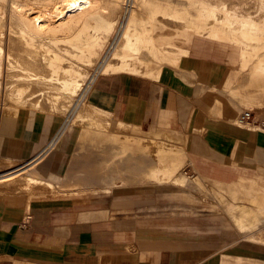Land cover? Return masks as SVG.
<instances>
[{"label":"bare ground","instance_id":"6f19581e","mask_svg":"<svg viewBox=\"0 0 264 264\" xmlns=\"http://www.w3.org/2000/svg\"><path fill=\"white\" fill-rule=\"evenodd\" d=\"M125 2L0 0V115H54L64 123L66 136L70 126L76 127L78 152L73 162L75 171L58 177L56 182L44 178L31 165L22 173L0 176V193L19 195L29 206L49 194L72 197L86 195L88 190L98 192L95 194L133 193L138 187L180 200L182 189L187 188L192 193L181 200L188 204H179L187 212L194 210V191L216 194L224 206L230 207L229 216L240 230L252 229L255 225H244L248 223L250 207L238 194H263V182L239 177L232 187L200 173L189 176L184 166L193 162L190 151L178 145L180 140L178 147L172 144L176 136L142 134L136 127L123 133L124 126H132L116 124L108 112L83 101L87 91L83 92L84 78L95 63V75L128 73L159 78L166 64L178 68L189 56V46L196 35L237 46L262 43L264 0H133L127 7ZM144 6L152 8L151 15L143 16ZM115 29L120 35L115 37V44L114 40L110 44L114 45L112 52L103 59L101 51ZM74 30L79 31L74 34ZM174 35L180 36L186 47L165 40ZM250 58L256 61L260 55ZM258 73L264 75L263 70ZM90 82L94 83L95 78ZM237 123L243 127L238 119ZM2 160L4 164L13 162L11 167L17 164L3 157L0 164ZM225 194L238 195L235 207ZM254 239L264 237L257 235Z\"/></svg>","mask_w":264,"mask_h":264},{"label":"crops","instance_id":"0c3cea01","mask_svg":"<svg viewBox=\"0 0 264 264\" xmlns=\"http://www.w3.org/2000/svg\"><path fill=\"white\" fill-rule=\"evenodd\" d=\"M176 37L165 40L182 45ZM262 40L237 46L196 35L178 68L164 66L157 80L128 73L102 75L94 82L88 103L120 119L116 124L134 122L146 131L160 128L189 135V144L183 147L203 176L228 183L239 177L264 183V132L237 123L242 105L264 104V75L258 73L264 71ZM255 54L260 58L252 61ZM238 80H248L246 88H232ZM34 116L45 118L33 114L21 122L19 117L0 115V157L32 163L44 178L56 182L60 175L46 173L47 165L39 164L49 155V169L56 168L62 154L58 146L65 136L63 122L33 156L34 139L32 143L25 139L21 148L15 143L31 124L25 119ZM69 129L68 136L75 132ZM235 195L225 194L233 206L241 195L250 207L248 223L243 224L255 225L252 229L240 230L227 212H211L205 227L200 222L141 218L134 206L126 208L135 210L130 213L48 201L27 206L19 195L0 193V264H264V256L251 247L264 249V239H254L264 237V194ZM217 218L227 219L238 239L218 244Z\"/></svg>","mask_w":264,"mask_h":264},{"label":"rangeland","instance_id":"374dc122","mask_svg":"<svg viewBox=\"0 0 264 264\" xmlns=\"http://www.w3.org/2000/svg\"><path fill=\"white\" fill-rule=\"evenodd\" d=\"M136 1L140 2L141 0H136ZM104 3L105 2H103V4ZM180 6H181V8H184L183 5H180ZM186 8L194 10V8H192V7H186ZM149 9H152V8L149 6H144V8H143L144 15L143 16H146L148 14L151 15ZM102 10H103V8H102ZM79 30H74L75 33L74 32L73 33L77 34ZM116 32L117 31L115 29V31L111 34L110 40L106 44H104L103 50L101 51V55H100V57H103V59H105L112 52V50H113L112 48H114V45H110V44H113L112 43L113 40H114V44H115L117 36L120 35V33L116 34ZM96 64L97 63H95V65ZM95 65L93 68L88 70V72L84 78L85 89H84L83 94L84 93L86 94L85 91H87V94H86L85 99L83 101L88 102V94H89V92H90V90L94 84L90 81L94 78L96 81L97 78L102 76L101 74L95 75V73H94ZM166 65L167 66H173L171 64H169V65L166 64ZM3 72H5V71H3ZM3 75H4V73H3ZM153 79H157V78H153ZM247 83H248V80H246V81L245 80L234 81L232 88L233 87L234 88L239 87L240 89L246 88ZM87 87H89V88H87ZM245 110H254L258 114V116H263L264 115V104L261 107L254 106L252 108L245 106V105H242L240 108L237 109L238 116ZM40 116H44L45 118H39V117L34 116L32 119H25L26 121L31 122L28 129L26 130V135L25 136H18L15 138V141H16L15 143L18 144V146L20 148L23 147V145L25 144V139L29 140V142L32 141L31 139H34L32 156L35 155L36 153H39L42 150L41 147L44 144H47V142L50 139H52L55 136V134H57V132L59 131V129L62 125V122L59 121L54 115L40 114ZM110 116L113 119V121H119L120 120V119L116 118L113 114ZM5 117H11L12 118L15 116H13V115L6 116L5 115ZM24 117L25 116L22 115V116H19L20 119L19 118L18 119L22 122L24 120ZM126 122H128V121H126ZM128 123H129L128 125H130L132 127L129 128L127 126H124V128H122L123 133H126V132L130 133L132 130L131 128L135 129V127H136V128H138L137 130H139V129L141 130L142 134H149L150 132H158V133H160V135L161 134L163 136L166 135V137L169 134L171 136L174 135L178 139L175 140L176 142L172 140L173 142H175L172 144H175V146H177V147H178V145H180V146L184 145L187 147L189 144V137L190 136L187 134H183V133L179 134V133L171 132L169 130L166 131L165 129H160V128L157 130L146 131L141 126H134V124H136L134 122H128ZM71 127H73V126H70V128ZM73 128L75 129V132H73L69 136L65 135L60 142V146H58L59 149H61L62 154H61L60 160L57 162L56 168L49 169V165H50V156L49 155L44 159V161L41 164H39L41 166L47 165L46 170H44L46 173H49V170L50 171L52 170L56 174L63 176L68 172L72 173L75 171L73 162H74V156L76 154L75 152H77V150H76L77 149V142H76L77 131H76V127H73ZM260 131H262V130H260ZM38 136H40V137L38 138ZM147 136H149V135H147ZM154 137L157 138V135ZM178 140H180V141L178 142ZM153 141H154V139H153ZM176 144H178V145H176ZM187 151H189V150H187ZM2 162L3 163L0 164V171H1L0 176L13 175L15 173H20L24 169H26L32 165V163H26V162L18 163V161H17V164H19V165L11 167L10 163H13V162L6 163L7 165L4 164L6 161L2 160ZM190 162H187L185 164L184 171L189 176L196 177L197 175H199V172H197L194 169L193 162L192 163H190ZM70 164L72 167L70 166ZM2 165H3V168H2ZM77 167L78 166H76V168ZM1 168H2V170H1ZM218 182H222V181H218ZM226 183L229 186L233 187V184H234L233 182H229V183L226 182ZM14 193L20 194L19 192L18 193L14 192ZM95 193H98V192H90L88 190L84 193L86 195L72 196V197H67V196L63 195L62 193H60V195H58V196L49 194V195H46L44 197L40 196V198H37V199L33 200L32 202L48 201V202H56V203H62V204H70V205H73L75 208H80V209L81 208L83 209V208L105 207V208L112 209V210L116 211V213L134 212L135 210L132 209L134 206L137 208L136 209L137 216L141 217V218L148 217V218H153L154 220H162L163 222L169 221V223H173V222L176 223L177 219L179 222H184V223H198V222H200V224L202 226H205V227L208 224V220L205 218H207L210 215L212 216L211 212L219 211V212H227L228 214H230V212H229L230 207L227 208V206H224V204H223L221 198H219V196H216V194L205 195V193L202 191L201 192H199V191L195 192L194 191V193L196 195L195 196V199H196L195 202L196 203L194 204V208H193L194 210L192 213L187 212L185 207H182L179 205V204H186V203L188 204L187 201H184L185 199L181 200L182 197L186 196L187 194L192 193V191H190L187 188L182 189V192L180 193V194H182L181 199L179 198L180 200L171 199V198H169V196L165 195L168 193H161V191L151 189L148 187H138L136 189V192H133V193H124V192H119V193H115V192H113V193L112 192L102 193V192H100L99 194H95ZM263 194H264V192H263ZM128 207H132V208L125 211L126 208H128ZM224 219L225 218H217L216 219L217 233H218V244L220 242L219 240H222L225 243V242H229V240L234 238V237H235V239H238V236H236L235 231L231 227V224L228 222L227 219L226 220H224ZM243 231H244V229H243ZM223 233L225 234V236H222ZM226 233H227V235H226ZM220 236H222V237H220ZM251 247H252V249L254 248L253 249L254 252H256L259 255L264 256V249L259 248V246H256L255 244H254V246H251Z\"/></svg>","mask_w":264,"mask_h":264},{"label":"built area","instance_id":"2783aa9c","mask_svg":"<svg viewBox=\"0 0 264 264\" xmlns=\"http://www.w3.org/2000/svg\"><path fill=\"white\" fill-rule=\"evenodd\" d=\"M133 0H126L125 6H131ZM238 121L243 125V127H246V125L250 127H256L264 132V115L258 116V114L254 110H245L243 111Z\"/></svg>","mask_w":264,"mask_h":264}]
</instances>
